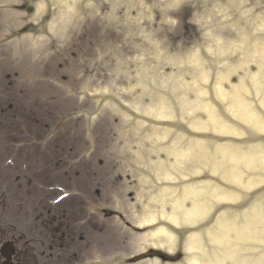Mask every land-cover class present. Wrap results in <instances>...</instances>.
Returning <instances> with one entry per match:
<instances>
[{
    "label": "rangeland",
    "instance_id": "1",
    "mask_svg": "<svg viewBox=\"0 0 264 264\" xmlns=\"http://www.w3.org/2000/svg\"><path fill=\"white\" fill-rule=\"evenodd\" d=\"M65 1L66 5L60 0H0L2 180L9 188L16 183L13 172L20 176L18 171H25L39 186L43 171L54 170L48 168H91L97 178L94 188L100 192L95 195L97 206L122 211L128 207L127 222L145 229L157 221L143 224L136 207L142 205V212L156 211L148 198L160 188L187 184V173L195 163L185 160L171 166L172 158L157 152L156 147L167 146L173 132L183 135L181 141L192 137L183 129L171 128L166 139L153 144L146 137L159 128L147 121H165L142 117L140 111L162 97L173 115L167 122L173 124L179 118L185 126L192 118L204 121L203 110L190 108L184 112L185 104H181L184 99L191 102L196 88L201 87L205 94L200 99L226 121V113L221 114L225 112L224 103L213 98L209 90L224 70L225 87L242 82L252 109L264 116V109L250 101L260 97L262 89L255 90L249 80L255 63L246 56L255 44L262 49L257 56L264 63V0H75L72 6L69 1L73 0ZM38 3L42 5L39 13ZM241 126L243 136H212L205 126L197 134L240 142L247 130L255 138H264V134ZM156 162L163 164L174 181L158 180L163 171H154ZM197 165L202 169L190 183L205 179L207 184L216 185V178ZM6 175H10V182ZM66 182L73 188V179ZM90 186L89 181L84 183L86 190ZM2 187L4 183H0ZM131 196L133 205L127 199ZM208 202L218 204L210 196ZM115 221L111 218L105 222ZM3 223L0 220L2 227ZM115 228L118 232L125 230L122 224ZM149 233L124 234L112 229L110 237L96 235L97 262L124 264L132 256L156 250L147 238ZM124 236L127 242L120 244ZM256 243L251 247L264 246V239ZM176 245L163 254L174 257L172 262L145 257L137 264H185L189 254L182 250L176 253Z\"/></svg>",
    "mask_w": 264,
    "mask_h": 264
},
{
    "label": "bare ground",
    "instance_id": "2",
    "mask_svg": "<svg viewBox=\"0 0 264 264\" xmlns=\"http://www.w3.org/2000/svg\"><path fill=\"white\" fill-rule=\"evenodd\" d=\"M60 2L65 5L68 3L65 0ZM74 3L75 0L69 1L71 6ZM36 10L41 12L40 3L36 5ZM250 47L246 56H251L254 60L255 70L250 72L249 80L255 90L262 89L260 97H252L250 101L254 100V104L264 109V63H261L257 56L261 54L262 49L257 48L255 44ZM191 57L197 58L193 55ZM91 69L92 66L89 67V70ZM199 73L201 78H205L203 70H199ZM222 73L216 76L209 90L213 98L224 103L225 112L221 114L226 113V121L220 119L219 114L215 113L206 100L200 99L199 96L205 94V91L197 87L193 100L188 102L184 99L181 104H185L184 112L190 108L195 111L203 110L204 121L192 118L182 126L178 118L173 125L167 126L185 128L190 132L188 136L192 138L181 141L183 135L178 136L173 132L167 146L156 147L157 152L172 158L173 167L181 161L183 164L185 160L188 164L194 162L204 166L206 174L214 176L217 184H207L206 180L202 179L181 185L180 188H160L155 195L148 198L157 210L145 209L141 218L143 224L158 220L172 225L175 229L180 227V233H189L181 236L178 242L182 252L189 254L185 264H264V246L251 247L252 243L264 239V138H255L247 130H244L246 138L240 142L211 137L212 134L243 136L241 125L255 130L257 135L264 134V116L252 109V103L246 99L243 83L238 82L236 87H225L226 71L223 70ZM140 114L166 122H171L173 118L167 100L162 97L157 99L153 106L140 111ZM236 124H239V127ZM204 126L211 135L197 134L204 131ZM167 128L153 129L146 138L157 144L169 136L171 128ZM208 147L212 149L213 155ZM194 165H191L192 168L187 173L190 181L200 173L199 168L202 169ZM162 166L160 162L153 166L157 173L163 171L158 180L174 181ZM256 170L258 172H255ZM243 174L245 176H242ZM259 185L263 186L252 193L247 192ZM209 196L218 204L239 202L233 206L211 205L208 202ZM220 211L222 213L218 214ZM147 238L150 245L163 248L167 252L175 248V237L162 227L150 233Z\"/></svg>",
    "mask_w": 264,
    "mask_h": 264
},
{
    "label": "flooded vegetation",
    "instance_id": "3",
    "mask_svg": "<svg viewBox=\"0 0 264 264\" xmlns=\"http://www.w3.org/2000/svg\"><path fill=\"white\" fill-rule=\"evenodd\" d=\"M29 184L7 191L9 200L2 202L0 264H95L96 235L108 234L96 233L102 226L96 223L95 188H79L82 197L53 208L45 194L33 208Z\"/></svg>",
    "mask_w": 264,
    "mask_h": 264
},
{
    "label": "snow or ice",
    "instance_id": "4",
    "mask_svg": "<svg viewBox=\"0 0 264 264\" xmlns=\"http://www.w3.org/2000/svg\"><path fill=\"white\" fill-rule=\"evenodd\" d=\"M64 197L62 196L61 199H63Z\"/></svg>",
    "mask_w": 264,
    "mask_h": 264
}]
</instances>
